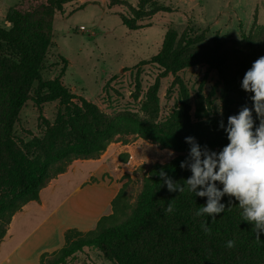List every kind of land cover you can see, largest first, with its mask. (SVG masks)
I'll use <instances>...</instances> for the list:
<instances>
[{
    "label": "rangeland",
    "instance_id": "obj_1",
    "mask_svg": "<svg viewBox=\"0 0 264 264\" xmlns=\"http://www.w3.org/2000/svg\"><path fill=\"white\" fill-rule=\"evenodd\" d=\"M21 1L0 0V27H11L6 21L7 12ZM112 2L114 6L110 5ZM140 2L64 3L63 10L52 19L54 47L42 72L43 79H59L77 97L97 105L109 120L132 115L158 124L173 122L182 136L223 148L229 141L220 122L226 127L228 117L238 114L242 106L252 108V93L245 92L241 83L252 63L264 56V0H146V11L158 4L171 12L145 16L138 21L139 29L131 31L122 24V18L131 17L132 8ZM44 3L45 0L31 1L30 6L38 8ZM190 28L194 29L191 38L202 34L204 41L187 52L180 70L172 72L151 62L161 51L168 31H175L180 38ZM155 85L156 107L150 110L148 94ZM8 102L9 89L1 86L2 112ZM61 110L58 100L40 97L37 85H33L13 127L15 151L26 155L28 143L35 139L44 141ZM253 119L258 126L255 111ZM185 154L137 134L117 135L102 154L74 161L47 205L66 200L67 214L108 216L113 209L106 201L116 189L118 192L123 189L126 195L123 201L133 207L142 191L147 168ZM15 177L13 165L1 154L0 184L8 178L17 179L18 175ZM91 200L102 206H95ZM41 215L37 210L27 213V216ZM35 219L28 220V226L36 225ZM152 245V241H147L138 248V254L143 250L142 264H166L152 258L149 253ZM130 261L125 258L122 263ZM64 264L119 263L96 249L84 248Z\"/></svg>",
    "mask_w": 264,
    "mask_h": 264
},
{
    "label": "trees",
    "instance_id": "obj_2",
    "mask_svg": "<svg viewBox=\"0 0 264 264\" xmlns=\"http://www.w3.org/2000/svg\"><path fill=\"white\" fill-rule=\"evenodd\" d=\"M31 1L38 0H22L19 6L10 8L6 21L11 27H0V87L9 89L6 111L2 112L0 107V156H7L18 175L17 179L11 177L0 184V241L16 213L30 202L38 201L41 190L66 173L74 161L102 154L117 135L137 134L144 140L183 150L186 154L147 168L142 191L133 207L123 201L126 195L121 189L111 202V215L102 216L94 230L85 233L67 230L64 246L42 254L40 264H64L84 248L96 249L119 264L125 258L131 260L127 264H142L143 250L140 254L137 251L147 241L153 242L149 249L152 258L166 264H264V232L257 242L253 225L242 221V210L234 197H222L225 210L212 222L207 214L196 215L206 205L207 197L196 196L186 187L184 192H169L164 185L159 175L161 169L180 184L192 175L190 170L180 167L190 152L191 146L185 142L189 136H182L173 122L158 124L132 115L109 120L97 105L77 97L59 79H43L42 72L54 47L53 16L63 10L64 3L77 0H45L38 8L30 6ZM145 4L146 0H141L138 7L132 8L131 17L122 18L127 29L138 30V21L145 16L171 12L170 8L158 4L146 11ZM192 32L194 29H187L179 38L175 31H168L161 51L151 62L172 72L180 70L187 52L204 41L202 34L191 38ZM215 53L216 58L217 49ZM62 61L66 62L64 58ZM33 85H37L40 97L58 100L62 110L48 128L45 140L31 141L26 145L28 154L20 155L15 151L13 127ZM157 90L155 85L148 94L150 110L156 107ZM195 140L201 147L222 150ZM218 187L222 185L218 183ZM169 203L173 204V211L166 213ZM205 222L211 228L210 235L201 227ZM228 241H234L235 246L228 248Z\"/></svg>",
    "mask_w": 264,
    "mask_h": 264
},
{
    "label": "clouds",
    "instance_id": "obj_3",
    "mask_svg": "<svg viewBox=\"0 0 264 264\" xmlns=\"http://www.w3.org/2000/svg\"><path fill=\"white\" fill-rule=\"evenodd\" d=\"M241 87L252 93V108L242 106L238 114L228 117L226 127L220 122L229 141L222 150L212 151L207 146L201 147L194 137H186L185 142L191 147L180 167L187 168L192 175L184 184L174 182L163 169L159 175L169 192H184L186 187L196 196L207 197L206 205L201 206L196 215L207 214L212 222L225 210L222 197H234L242 210V221L253 225L255 240L259 242L260 233L264 232V56L257 58L246 71ZM253 111L260 121L258 126ZM172 211L173 204L169 203L165 212ZM201 227L206 234H211L207 222ZM234 246V241L227 242L228 248Z\"/></svg>",
    "mask_w": 264,
    "mask_h": 264
},
{
    "label": "crops",
    "instance_id": "obj_4",
    "mask_svg": "<svg viewBox=\"0 0 264 264\" xmlns=\"http://www.w3.org/2000/svg\"><path fill=\"white\" fill-rule=\"evenodd\" d=\"M67 175L66 172L56 178L41 191L38 201L30 202L16 213L5 237L0 241V264H40L42 254L55 252L64 246L67 230L88 231L96 226L103 216L102 213L90 216L67 214L64 205L66 200L51 207L47 205L49 198L59 189L60 180ZM117 193L118 189L105 204L111 205ZM89 202L98 207L102 206L94 200ZM33 210H37L42 215L27 216V213ZM32 217H36L38 223L28 226V220Z\"/></svg>",
    "mask_w": 264,
    "mask_h": 264
}]
</instances>
